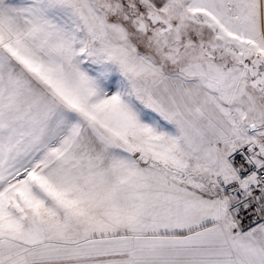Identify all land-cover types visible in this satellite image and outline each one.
Here are the masks:
<instances>
[{
	"label": "snow or ice",
	"instance_id": "snow-or-ice-1",
	"mask_svg": "<svg viewBox=\"0 0 264 264\" xmlns=\"http://www.w3.org/2000/svg\"><path fill=\"white\" fill-rule=\"evenodd\" d=\"M0 264H264V0H0Z\"/></svg>",
	"mask_w": 264,
	"mask_h": 264
}]
</instances>
